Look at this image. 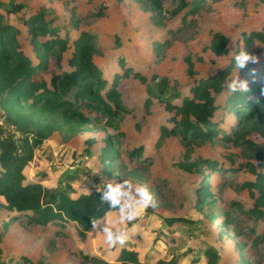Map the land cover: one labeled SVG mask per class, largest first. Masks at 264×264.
Listing matches in <instances>:
<instances>
[{"label":"rangeland","instance_id":"rangeland-1","mask_svg":"<svg viewBox=\"0 0 264 264\" xmlns=\"http://www.w3.org/2000/svg\"><path fill=\"white\" fill-rule=\"evenodd\" d=\"M190 1L198 7L197 14L189 17L183 31L172 35L168 32L177 29L184 13L171 18L170 12L178 8V3L170 0L158 20L138 0H0L7 5H22L20 13L3 12L4 21L22 32L25 16L43 12L62 36L69 32L70 39H74L86 31L98 38L103 55L96 63L107 77L122 72L120 60L132 70L118 83L124 106L119 127L114 130L109 126L120 146L116 147L119 154L114 156L113 171L105 173L97 158L103 142L95 126L70 132L69 126L59 122L52 136L34 150L24 171L26 181L76 198L96 191L101 177L106 184L114 173L116 182L128 179L133 185H146L155 201L154 206L123 225L113 211L112 228H123L125 241L109 246L102 233L91 231L82 236L71 223L44 228L16 221L5 230L14 213L5 208L0 197V262L119 264L115 258L126 246L138 252L143 264H264V207L263 216L253 226L242 228L238 239L226 235L224 227H220L224 213L236 216L253 207L258 192L251 193L241 186L254 179L251 169L256 162L242 147L223 141L222 134L214 141L194 140L186 146L181 135L169 133L174 127L170 120L173 115L165 108V101L180 104L177 94H185L194 80L227 67L236 50L233 42L256 32L261 33L262 40H256L253 49L257 53L255 74L257 82L264 80V2ZM215 34L231 40L233 52L228 57H217L211 52ZM18 38L24 53L30 55L27 40L21 35ZM166 41V45H156ZM133 72L143 76V81L135 78ZM237 75L249 86L251 78L248 81L237 70L229 80ZM81 112L88 115L84 109ZM216 118L222 119L220 112ZM223 119L219 130L233 133L237 118L227 113ZM248 139L264 146V137L253 135ZM91 140L95 144L89 145ZM138 148L143 149L139 162L131 156ZM202 161H215L222 170L202 165L203 174L199 175L183 169L186 163ZM205 177L213 195L212 204L199 195ZM207 251L212 258L206 256ZM243 251L247 252V260Z\"/></svg>","mask_w":264,"mask_h":264},{"label":"trees","instance_id":"trees-1","mask_svg":"<svg viewBox=\"0 0 264 264\" xmlns=\"http://www.w3.org/2000/svg\"><path fill=\"white\" fill-rule=\"evenodd\" d=\"M138 1L155 14L158 20L168 0ZM170 1L178 3V8L170 12L171 18L180 16L182 11L184 13L177 29L168 32L177 35L187 27L189 17L197 14L198 7L190 0ZM21 11L22 5L0 3V111L3 116V123L0 124V197L6 204L5 208L14 213L6 223L5 230L16 221L44 228L71 223L85 236L91 232V220L99 219L112 210L108 203L100 201L97 191L71 198L63 191H50L40 183L27 182L24 171L33 159L34 150L41 147L58 129L57 124L62 122L64 126H69L70 132L89 125L95 126L103 142L97 158L105 173L112 172L114 156L119 154L116 147L120 146L117 137L110 133L109 126L114 130L119 127L124 106L118 83L129 77L132 70L124 60H120L118 65L122 72H114L107 77L96 63V59L103 55L98 38L86 31H81L74 39H70L69 32L62 36L43 12L23 16L24 32L4 21L3 12L9 15ZM20 35L27 40L30 55L24 53L18 38ZM256 40H262L260 32L242 36L233 42L236 50L232 57L241 48L253 53ZM167 42H157L156 45L163 46ZM230 43L228 37L215 34L210 50L217 57H228L233 52ZM232 57L227 67L194 80L185 94H177L180 104L165 101V108L173 115L170 120L174 127L169 133L181 135L186 146L189 147L194 140L214 141L222 134L223 141L242 147L256 162V166L251 169L254 179L245 181L241 186L251 193L254 190L258 192L253 207L247 211L242 210L236 216L227 212L222 215L220 227H224L226 235L238 239L242 228L253 226L263 216L264 146L254 144L248 138L253 135L264 137V96L261 95L264 80L257 82L255 63L237 70L232 65ZM235 70L240 75H246V79L251 78V81L247 79V92L233 93L227 90L226 82ZM133 76L143 81L144 77L138 73L133 72ZM221 98L222 101H219ZM83 109L88 115L81 112ZM218 112L222 116L220 120H216ZM227 113L233 114L238 120L231 134L219 130ZM104 120L106 122L103 125ZM88 143L93 145L95 141ZM131 156L139 162L143 149L134 150ZM202 165L215 168L218 172L222 170L215 161L186 163L182 166L200 175ZM209 185L205 177L199 195L205 202L212 204L214 201ZM243 254L247 260V252L243 251ZM206 256L213 257L209 251ZM115 262L143 264L138 252L126 246L120 248Z\"/></svg>","mask_w":264,"mask_h":264},{"label":"clouds","instance_id":"clouds-1","mask_svg":"<svg viewBox=\"0 0 264 264\" xmlns=\"http://www.w3.org/2000/svg\"><path fill=\"white\" fill-rule=\"evenodd\" d=\"M256 61L257 56L246 48L236 51L232 57V65L237 70L243 69L249 63H255ZM226 84L227 90L233 93L248 91L247 81L239 79L238 75L227 81ZM261 94L264 95V88L261 89ZM115 177L116 174L113 173V179L106 184L103 183V177H101V183L95 185L100 201L108 203L109 208L112 210L106 212L99 219L91 220V231L97 235L102 233L104 241L109 246L117 243L123 244L125 241L123 228L115 230L112 228L114 220L110 213L113 210L118 213V222L123 225L125 222L132 221L139 216L144 209L155 204L152 193L146 185H133L128 179L116 182ZM101 224L103 225L102 229Z\"/></svg>","mask_w":264,"mask_h":264}]
</instances>
